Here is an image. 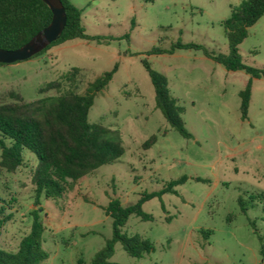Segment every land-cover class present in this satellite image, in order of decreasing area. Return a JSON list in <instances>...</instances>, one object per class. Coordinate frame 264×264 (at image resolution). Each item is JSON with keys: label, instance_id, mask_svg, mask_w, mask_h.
Listing matches in <instances>:
<instances>
[{"label": "rangeland", "instance_id": "1", "mask_svg": "<svg viewBox=\"0 0 264 264\" xmlns=\"http://www.w3.org/2000/svg\"><path fill=\"white\" fill-rule=\"evenodd\" d=\"M79 7L86 34L101 39L63 42L25 60L0 65V92L26 100L70 67L79 68L76 90L116 64L93 98L87 119L118 130L124 153L76 181L60 198L40 197L44 224L41 264H90L111 238L110 198L134 203L144 191L187 179L142 204L152 220L130 215L123 232L149 239L153 250L132 257L114 244L118 264H264V77L251 79L247 119L240 118L239 91L249 76L227 71L201 49L167 50L175 42L228 53L220 21L242 0H69ZM244 64L264 69V13L238 45ZM143 60L167 80L168 97L184 107V137L156 107ZM66 88V87H64ZM152 134L156 141L142 143ZM14 172L0 170V197L11 218L0 229V247L15 251L35 210L31 171L34 154L24 151ZM200 178L196 180L194 178ZM241 198V211L237 198Z\"/></svg>", "mask_w": 264, "mask_h": 264}, {"label": "trees", "instance_id": "2", "mask_svg": "<svg viewBox=\"0 0 264 264\" xmlns=\"http://www.w3.org/2000/svg\"><path fill=\"white\" fill-rule=\"evenodd\" d=\"M65 8L66 24L59 37L34 57L63 42L80 39L96 40L98 36L85 33L81 23L82 10L69 0H61ZM264 13V0H242L230 7L229 16L220 21L228 42V53L214 54L200 45L175 42L167 50L152 48L150 53H172L175 49H201L203 54L223 66L227 71H244L249 78L239 91L240 118L247 119L251 96V79L264 77V69L254 68L242 62L238 45L247 36L252 26ZM51 19V11L42 0H0V48L14 49L21 46ZM30 57V58H31ZM6 63H0L4 65ZM155 94V104L167 123L184 137L190 134L184 127L181 115L184 107L175 98L168 97L166 77L151 68L143 60ZM116 70V64L92 82L83 93L76 90L79 68L70 67L58 78L44 82L37 88V96L26 100L19 91L9 89L0 92V170L14 172L23 164L24 151L34 154L35 165L31 171L35 210L29 231L20 239L15 251L0 247V264H41L47 252L41 245L44 224L40 217V197L46 200L60 198L72 185L100 166L117 160L125 151L121 136L116 129L100 123H90L88 111L94 96L101 91ZM66 87V88H64ZM156 141L152 134L142 143L149 148ZM187 179L182 175L171 180L158 191L142 192L134 203L121 204L118 198H110L104 207L105 215L111 218V238L97 251L90 264H118L110 261L115 242L132 257H142L153 250L152 242L138 233L123 232L130 215L141 220H152L153 216L143 210V202L160 197L164 193H176L174 187ZM201 180L200 178H194ZM237 201L241 211V198ZM8 204L0 197V229L11 218L6 213Z\"/></svg>", "mask_w": 264, "mask_h": 264}, {"label": "water", "instance_id": "3", "mask_svg": "<svg viewBox=\"0 0 264 264\" xmlns=\"http://www.w3.org/2000/svg\"><path fill=\"white\" fill-rule=\"evenodd\" d=\"M51 11L50 22L14 49L0 48V63H13L30 58L56 40L66 24L65 8L61 0H42Z\"/></svg>", "mask_w": 264, "mask_h": 264}]
</instances>
